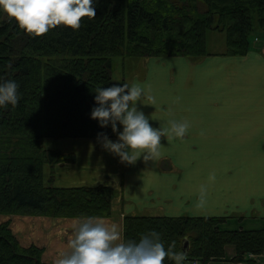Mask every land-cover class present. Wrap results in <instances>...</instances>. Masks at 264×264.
<instances>
[{
  "label": "trees",
  "instance_id": "obj_1",
  "mask_svg": "<svg viewBox=\"0 0 264 264\" xmlns=\"http://www.w3.org/2000/svg\"><path fill=\"white\" fill-rule=\"evenodd\" d=\"M213 30L226 33L223 53H247L252 34L264 32V0H98L97 14L82 18L80 28L60 24L40 35L0 8V78L20 85L19 102L0 106V213L112 217V185H55L56 165L77 162V154L47 147L45 139L97 138L94 89L113 82L116 56L202 58L213 53ZM106 130L113 136L111 126ZM227 219L128 213L124 238L155 228L187 253L184 264L222 259L229 244L236 248L232 261L255 263L264 254V228L224 229ZM44 250L23 245L9 222L0 223V264H51Z\"/></svg>",
  "mask_w": 264,
  "mask_h": 264
},
{
  "label": "crops",
  "instance_id": "obj_2",
  "mask_svg": "<svg viewBox=\"0 0 264 264\" xmlns=\"http://www.w3.org/2000/svg\"><path fill=\"white\" fill-rule=\"evenodd\" d=\"M212 52L197 63L189 62L184 56L162 57V63L160 59L149 62L150 70L144 86H149L155 105L141 103L140 107L153 116L151 122L157 126L161 121L171 119L190 121V127L182 137H191L190 150L197 147L195 142L206 137L209 149L204 148L205 151L224 154L222 159L218 157L220 161H217L218 165L213 170L217 172L219 166L221 167L219 171L222 172L217 174L216 181L209 183L206 179L205 184L203 178L208 175L197 172L202 168L195 161V153H191L190 158L186 157L181 163L179 180L172 186L174 177L171 175L176 168L171 172L163 171L159 167L158 159L146 162L141 157L137 162L125 165L115 156L117 168L114 170L118 180H113L114 171L97 172L95 164L88 163L89 160L86 159L82 160L79 151L73 146L61 148L76 152L77 162L57 164V167H62L59 173L68 172L72 176L70 174L85 170L93 175L85 185L107 183L115 188L113 216L104 218L120 224L122 238L124 215L128 213L230 216L221 224L224 229H251L264 224V220L260 218L264 217V37H260L245 54ZM171 71L175 73L173 82L169 79ZM162 78L164 81H161ZM186 82L189 84L187 88ZM165 85H172L173 105L180 108V111L172 113L159 108L158 95ZM182 138L174 137L171 143L162 138L164 144L161 145V156L182 151ZM76 140L80 146L97 147L100 155L109 156V152L100 146L97 138L80 137ZM252 140L254 144L249 146ZM182 154L178 153V157ZM247 155L252 157L251 161H246ZM228 159L236 160L237 163H228ZM184 176L187 181H184ZM181 177L184 184L182 180L180 183ZM205 185L206 191L201 195L200 190ZM146 202H150L151 206ZM151 210H157V213H152ZM68 218L72 221L76 219ZM45 253L43 258L54 264L52 258H45ZM235 253V247L228 245L226 257L211 260L207 264H245L230 259ZM263 261L264 256L257 257V264H262Z\"/></svg>",
  "mask_w": 264,
  "mask_h": 264
},
{
  "label": "clouds",
  "instance_id": "obj_3",
  "mask_svg": "<svg viewBox=\"0 0 264 264\" xmlns=\"http://www.w3.org/2000/svg\"><path fill=\"white\" fill-rule=\"evenodd\" d=\"M97 4L98 0H0V8L33 35L60 24L78 29L82 18L97 14ZM19 88L15 79L0 78V106L16 105ZM94 92L90 116L102 126L97 141L121 162L133 164L141 157L146 162L156 161L161 156L162 138L171 143L174 137H184L190 127L187 119L154 125L153 116L140 107L141 103L155 105L154 97L141 83L116 81L97 85ZM108 126L116 133L115 139L106 130ZM72 225L69 250L61 253L54 264H165V258L184 264L187 256L185 251L177 250L175 240L166 242L155 228L140 232L138 237L122 238L118 222L94 214L82 215Z\"/></svg>",
  "mask_w": 264,
  "mask_h": 264
},
{
  "label": "rangeland",
  "instance_id": "obj_4",
  "mask_svg": "<svg viewBox=\"0 0 264 264\" xmlns=\"http://www.w3.org/2000/svg\"><path fill=\"white\" fill-rule=\"evenodd\" d=\"M257 33L258 32H255L252 34L251 36L252 40H254V36ZM260 37L261 38L264 37L263 32L260 33ZM207 43H208V48L211 51L226 50V33L222 31H218V30L210 31L208 33ZM255 44H256V41L253 42V47ZM176 56H182V55H176ZM162 57H169V56H151V57L116 56L114 58L115 63H114V70H113V82L128 81L129 83L137 82L143 85L146 84L147 73L150 70L148 68L150 66L149 62L151 63L155 61V59H160ZM184 57H186L189 62H193V63L200 62L204 58L202 57L198 59H192L187 56H184ZM162 62H163L162 59H160V63ZM187 64L189 63L187 62ZM169 79L171 82L174 81L175 79L174 71L170 72ZM161 81H164V78H162ZM188 86L189 84L186 82L185 88H187ZM148 87L149 86H147V88ZM172 89H173L172 85L170 87L168 85H165L159 92L158 98L160 100L159 108L164 109V111H169L173 113L175 111H180L181 109L176 108L175 105H173L174 104V98H173L174 90ZM113 135H115L113 137H116L115 132H113ZM76 139L77 138L54 139V138L48 137L45 139V145L47 147H53V148L73 146L74 149H77L79 151V154L81 155L82 160L86 159V160H89L88 163L95 164L97 172H103L104 170H109V172L111 173L114 171L112 176H117L116 170H114L117 168L116 167L117 161L114 155L112 156L111 153H109V156H106V154L100 155L99 149L97 147L96 148L86 147V145L80 146L78 145V141ZM205 140H206V137L198 140L197 142H195L197 144V147L196 148L194 147L195 149L190 150L191 137L188 136L186 138H182L181 139L182 151L178 152L179 154L183 153L181 156L178 157V153L176 152H170V153L163 154L162 156L158 158L159 167L161 170L171 172V170L176 168L174 169L175 173H172L171 175L174 177L172 186H175V183H177V181L179 180L178 178L182 172L181 163L184 161L186 157L190 158L191 153H195L194 155V157H196L195 161H197L202 168V169H199L197 172L198 173L203 172V174L208 175L206 178H203L205 179V184H207L206 179L209 183L211 181L217 180L218 178L217 174L222 172V171H219L221 170V167L219 166L217 172H213V170L218 165L217 161H220L218 157L222 159L221 156L224 154L219 153V152L209 153L205 151L204 148L209 149V144L207 143V140L206 141ZM253 144L254 142L252 140L249 146ZM187 151H190V153ZM234 155L237 156V153H234ZM210 159H212L213 161H210ZM251 160H252V157L247 155L246 161L248 162ZM208 162L210 164H208ZM227 162L237 163V161L236 160L234 161L233 159H228ZM125 165L123 164V166ZM60 168L62 167L56 166V169H55V180H54L55 185H85L86 181L91 179L93 176L92 173H88L85 170L79 172L78 174H70L72 176H69L68 172L63 173V174L59 173V171L61 170ZM49 171H50V167L47 165L46 176L49 175ZM106 177H108V175H106ZM192 178H193L192 179L193 181L194 177ZM198 179H199V175H198ZM181 180H182V177L180 178V183H181ZM184 181H187L185 179V176H184ZM184 181L182 180L183 184L185 183ZM203 189H204L203 191H202V188L200 190L201 195H204V191H206V185L203 186ZM149 195L151 197H154L151 193ZM146 203L149 206H151L150 202L149 203L146 202ZM152 206H155V205H152ZM151 211H153L152 213H157V210L156 211L151 210ZM255 215H257V212L255 213ZM75 218H78V217H75ZM260 218L264 220V217H260ZM1 222H9V227H11V229L14 231V233L17 235L18 239L23 245L29 246L31 244H36L37 246L44 247L46 249L44 250V253L46 252L45 258H52L53 260H55L61 253L67 252L69 250L68 242L73 235L72 220H69V218L66 219L62 217L61 219V217L55 218V217L45 216V215L0 213V223ZM261 228H264V224L261 227L251 228V229H261ZM244 229L250 230L249 228H244ZM229 245H232V244H229ZM235 252H236V248H235ZM44 253H43V256H44ZM57 253L59 255H57ZM258 256H264V254L255 255L256 262L253 264H257ZM244 263L249 264L247 262H244ZM262 264H264V261Z\"/></svg>",
  "mask_w": 264,
  "mask_h": 264
},
{
  "label": "water",
  "instance_id": "obj_5",
  "mask_svg": "<svg viewBox=\"0 0 264 264\" xmlns=\"http://www.w3.org/2000/svg\"><path fill=\"white\" fill-rule=\"evenodd\" d=\"M183 245L189 247V244H188V240H187V239H185V240L183 241Z\"/></svg>",
  "mask_w": 264,
  "mask_h": 264
}]
</instances>
